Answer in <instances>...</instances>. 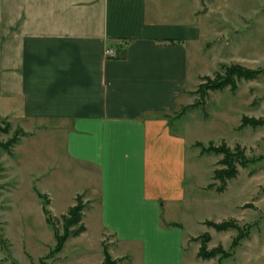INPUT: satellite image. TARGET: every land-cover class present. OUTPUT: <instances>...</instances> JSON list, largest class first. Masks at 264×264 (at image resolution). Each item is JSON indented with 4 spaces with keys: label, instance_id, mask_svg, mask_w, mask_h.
Instances as JSON below:
<instances>
[{
    "label": "crops",
    "instance_id": "0c3cea01",
    "mask_svg": "<svg viewBox=\"0 0 264 264\" xmlns=\"http://www.w3.org/2000/svg\"><path fill=\"white\" fill-rule=\"evenodd\" d=\"M252 14L258 35L229 47L256 53L239 65L264 69V0H0V117L61 132L68 160L86 167L76 194H90L101 232L134 243L153 212L157 230L178 231L187 264L185 212L200 186L172 117L189 94L191 53L211 34L216 50L226 40L212 20ZM231 28L240 37L250 26Z\"/></svg>",
    "mask_w": 264,
    "mask_h": 264
},
{
    "label": "rangeland",
    "instance_id": "374dc122",
    "mask_svg": "<svg viewBox=\"0 0 264 264\" xmlns=\"http://www.w3.org/2000/svg\"><path fill=\"white\" fill-rule=\"evenodd\" d=\"M242 3L243 7L251 4ZM242 11L247 13L246 7ZM252 16V20H212L227 32L226 40L217 43L216 50L211 34L200 50L191 53V66L194 59L196 64L189 94L172 117L173 129L179 133L186 131L185 137L191 144V178L200 186L191 190L185 212L187 232L193 235L185 250L187 264H264V123L242 126L244 117L264 122V74L254 80L236 79V90L226 87L205 91L201 87L225 76L226 67L245 64L239 63L240 59H257L254 52L229 47L232 39V46L238 42L246 48L251 43L247 36L258 35L260 19ZM231 25H248L250 28L245 31L249 32L240 37L230 35L228 31L235 30ZM249 67L262 69L258 64L247 63L245 68ZM197 143L204 149L210 145L226 144L230 149L240 146L253 162L245 168L238 164V176L222 184L214 175L225 168L221 164L223 156L204 153ZM85 174V166L68 160L61 132L42 129L29 121L0 117V264H103L105 248L111 257L109 264H179L178 231L157 230L153 212L144 219L147 224L143 231H131L137 239L134 243H123L101 232L88 212L90 194H76L80 182L77 175ZM206 182L213 191L201 188ZM221 186L224 190L219 193L217 188ZM45 203L50 224L43 212ZM78 204L82 206V218L71 225L69 210ZM200 220H233L241 229L249 228L250 235L235 246L238 230L219 232L199 223ZM68 231L70 235L62 249L55 252L57 236ZM206 233L210 235L207 242L203 236ZM204 241L207 251L221 248L229 256L202 258L199 252Z\"/></svg>",
    "mask_w": 264,
    "mask_h": 264
},
{
    "label": "trees",
    "instance_id": "16d2710c",
    "mask_svg": "<svg viewBox=\"0 0 264 264\" xmlns=\"http://www.w3.org/2000/svg\"><path fill=\"white\" fill-rule=\"evenodd\" d=\"M226 73L225 76H220L218 77L215 81H209L206 85L201 86L203 90H213V91H218V90H222L226 87H231L232 90H236V79L237 80H254L257 79L259 75L264 74V70L259 69V70H251V69H247L243 66L240 65H231L229 67H226ZM200 87V89H201ZM264 122L262 120H255V119H251L248 117H244L243 118V125L242 126H246V125H253V126H259L262 125ZM199 146H202L201 143H197ZM203 147V146H202ZM203 152L204 153H214L217 155H222L223 159L221 160V164L225 167L221 170H217L215 171V179L219 180L222 184L225 183V180H232L235 179L238 176V168L237 165L240 164L242 167H248L249 163H252L253 160H250L248 158H246V156L244 155V151L240 146L235 147V149H230L226 144H222L220 146H213L210 145L207 149H204L203 147ZM225 185V184H224ZM224 190V186L222 187H218L217 191L219 193L223 192ZM40 198H45V196H43L42 194L38 193ZM47 204L45 203L43 205V212L44 215L46 217V221L48 224L51 223V216H50V211L47 208ZM82 206H80V204H78L77 206L71 207L69 210V219L70 220V224H78L81 221L82 218ZM206 225L209 227L214 228L215 230L219 231V232H224V231H228L231 229H236L239 231V235L238 237L235 239L234 241V245L237 246L241 240L247 238L250 234V229H241L236 222H234L233 220L230 221H225V222H221V223H215L212 221H207ZM70 232H65V234L61 237L57 236V245L55 248V252H59L63 245L64 242L67 240V238L69 237ZM205 237V241H209L210 240V235L209 234H204L203 235ZM204 241V244L202 245L200 252H199V256H201L202 258L205 259H209L211 257H214L218 254L224 255V256H229V254L225 253L221 248L219 249H215L213 251H207L205 248V244L206 242ZM111 261V257L110 254L107 250V248H105V261L103 264H109Z\"/></svg>",
    "mask_w": 264,
    "mask_h": 264
},
{
    "label": "built area",
    "instance_id": "2783aa9c",
    "mask_svg": "<svg viewBox=\"0 0 264 264\" xmlns=\"http://www.w3.org/2000/svg\"><path fill=\"white\" fill-rule=\"evenodd\" d=\"M105 53H106L107 57H114L115 56V51L112 48H107L105 50Z\"/></svg>",
    "mask_w": 264,
    "mask_h": 264
}]
</instances>
